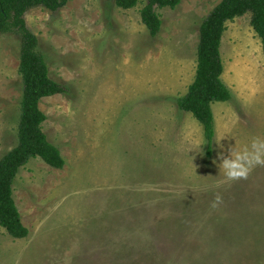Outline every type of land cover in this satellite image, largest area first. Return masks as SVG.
I'll return each instance as SVG.
<instances>
[{"label":"rangeland","instance_id":"374dc122","mask_svg":"<svg viewBox=\"0 0 264 264\" xmlns=\"http://www.w3.org/2000/svg\"><path fill=\"white\" fill-rule=\"evenodd\" d=\"M221 1L156 9L155 38L144 0L127 11L70 0L24 15L51 79L68 89L40 103L65 166L37 158L20 169L13 197L29 235L0 227V264H264V166L229 181L213 163L221 134L232 137L225 149L264 139V57L250 13L222 36L232 99L212 105L211 158L203 127L176 103L194 81L200 26ZM20 49L18 35L0 34V160L18 143Z\"/></svg>","mask_w":264,"mask_h":264},{"label":"trees","instance_id":"16d2710c","mask_svg":"<svg viewBox=\"0 0 264 264\" xmlns=\"http://www.w3.org/2000/svg\"><path fill=\"white\" fill-rule=\"evenodd\" d=\"M70 0H0V34H16L21 39L18 73L21 77L22 99L18 124L17 146L0 160V227L14 239L28 237L13 197V184L21 168L32 159H40L55 170H62L65 161L52 145L42 125L46 121L40 109L43 99L68 93L66 86L51 79L44 56L39 52L37 37L27 28L24 15L43 7L56 12ZM121 10L136 8L141 0H109ZM141 21L155 38L161 29L156 9H175L182 0H144ZM251 14L250 25L261 41L264 57V0H222L202 22L199 29L197 66L193 83L176 103L180 111L192 115L203 127L206 157H212L215 137L212 105L231 101L232 94L222 81L224 67L221 57L222 36L227 23Z\"/></svg>","mask_w":264,"mask_h":264},{"label":"clouds","instance_id":"9594fccd","mask_svg":"<svg viewBox=\"0 0 264 264\" xmlns=\"http://www.w3.org/2000/svg\"><path fill=\"white\" fill-rule=\"evenodd\" d=\"M231 138L227 134H221L218 137L217 146L221 151L217 153V158L213 163L219 169V173L229 181L246 179L253 167L264 166V139H253L250 147L243 150L238 147L236 142L234 146L229 144L225 149L221 140Z\"/></svg>","mask_w":264,"mask_h":264}]
</instances>
